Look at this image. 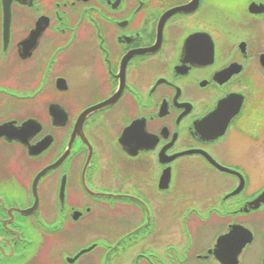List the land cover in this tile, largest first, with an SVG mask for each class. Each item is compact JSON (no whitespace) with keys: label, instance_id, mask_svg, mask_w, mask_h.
<instances>
[{"label":"flooded vegetation","instance_id":"flooded-vegetation-1","mask_svg":"<svg viewBox=\"0 0 264 264\" xmlns=\"http://www.w3.org/2000/svg\"><path fill=\"white\" fill-rule=\"evenodd\" d=\"M263 191L264 0H0V264H264Z\"/></svg>","mask_w":264,"mask_h":264},{"label":"water","instance_id":"water-1","mask_svg":"<svg viewBox=\"0 0 264 264\" xmlns=\"http://www.w3.org/2000/svg\"><path fill=\"white\" fill-rule=\"evenodd\" d=\"M260 203H264V193L256 199V203L254 205H257Z\"/></svg>","mask_w":264,"mask_h":264},{"label":"rangeland","instance_id":"rangeland-1","mask_svg":"<svg viewBox=\"0 0 264 264\" xmlns=\"http://www.w3.org/2000/svg\"><path fill=\"white\" fill-rule=\"evenodd\" d=\"M262 183H258V185L260 186Z\"/></svg>","mask_w":264,"mask_h":264}]
</instances>
